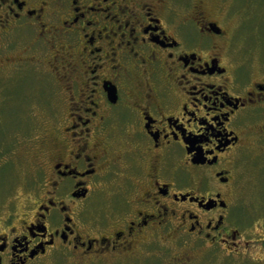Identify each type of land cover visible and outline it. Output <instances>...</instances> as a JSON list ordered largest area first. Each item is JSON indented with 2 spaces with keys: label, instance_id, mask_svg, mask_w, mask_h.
Wrapping results in <instances>:
<instances>
[{
  "label": "flooded vegetation",
  "instance_id": "obj_1",
  "mask_svg": "<svg viewBox=\"0 0 264 264\" xmlns=\"http://www.w3.org/2000/svg\"><path fill=\"white\" fill-rule=\"evenodd\" d=\"M237 10L235 0H0V92L33 72L54 81L49 115L35 106L48 116L30 145L37 197L0 231V264L50 248L104 262L165 232L190 247L240 245L229 216L251 122L264 117V61L252 74L234 49Z\"/></svg>",
  "mask_w": 264,
  "mask_h": 264
},
{
  "label": "rangeland",
  "instance_id": "obj_2",
  "mask_svg": "<svg viewBox=\"0 0 264 264\" xmlns=\"http://www.w3.org/2000/svg\"><path fill=\"white\" fill-rule=\"evenodd\" d=\"M235 2L238 10L231 16L232 44L238 53L251 57L250 72L256 75L257 63L264 61V0ZM36 74H28L27 79L9 77L0 92V97H4L0 103V231L26 217L24 212L33 208L37 197L35 159L30 145L43 123H48V116L35 106L39 105L49 115L54 81L49 70L39 73V80L32 78ZM32 112L36 116L31 119ZM251 125L254 129L250 133L249 150L238 164L234 210L229 216L239 230L237 248L227 251L220 245L198 242L190 247L182 236L165 232L133 245L134 253L124 255L127 257L123 259L119 258L124 256L107 254L104 262H92L96 259H80L70 251L50 248L28 264H112L114 261V264H264V135L259 133L264 127V117ZM113 184L107 178L106 190L100 198L103 205L110 201Z\"/></svg>",
  "mask_w": 264,
  "mask_h": 264
}]
</instances>
